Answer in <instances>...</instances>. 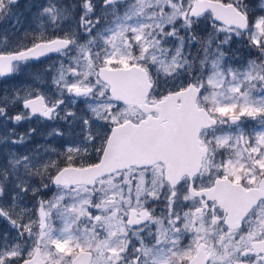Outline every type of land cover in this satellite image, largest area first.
Returning a JSON list of instances; mask_svg holds the SVG:
<instances>
[{
	"label": "snow or ice",
	"instance_id": "1",
	"mask_svg": "<svg viewBox=\"0 0 264 264\" xmlns=\"http://www.w3.org/2000/svg\"><path fill=\"white\" fill-rule=\"evenodd\" d=\"M20 7L0 264H264V0H44L17 36Z\"/></svg>",
	"mask_w": 264,
	"mask_h": 264
},
{
	"label": "rangeland",
	"instance_id": "2",
	"mask_svg": "<svg viewBox=\"0 0 264 264\" xmlns=\"http://www.w3.org/2000/svg\"><path fill=\"white\" fill-rule=\"evenodd\" d=\"M44 0H21V7L19 9V12L23 14V20H22V24L21 27L19 29V31L16 33L17 36H22L24 34L25 31H27L29 34H32L36 24L34 23V13H35V8H32V5L36 4H41L43 3ZM68 3H72L74 2V0H67ZM10 25L7 24V22H0V31H3L5 28H9ZM242 47L241 45H235L234 46V50L235 48H239ZM238 55L240 56L241 59H245V58H251L247 56L246 52H240L238 53ZM55 62V57H53V59H47L46 63L44 65H40L39 67L43 68V67H47L48 65H51ZM30 72L36 71V69H30ZM28 75H21L17 78H8L7 82H5L4 80L0 79V95L6 94L10 91H13L15 89L18 88H24L27 87V84L25 83V81L28 80ZM12 112L14 113L15 111H18V108H12L11 109ZM29 127H38L35 124H32L30 122H24L21 125H16V132L19 134L24 133L25 131H27V129ZM42 144L44 143V136L43 134H41L40 136H36L34 138V140L27 146L28 148H32L35 147L36 144ZM52 143L54 145H58L59 141H52ZM20 151H24L25 148L23 146L20 147L19 149ZM49 197L52 195V193H48ZM31 203V201H29ZM0 227H2V225H0Z\"/></svg>",
	"mask_w": 264,
	"mask_h": 264
}]
</instances>
